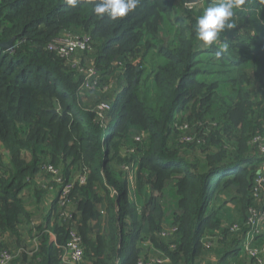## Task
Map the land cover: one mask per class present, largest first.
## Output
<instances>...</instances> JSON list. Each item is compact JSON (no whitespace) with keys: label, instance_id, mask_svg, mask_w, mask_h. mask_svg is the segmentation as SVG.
<instances>
[{"label":"trees","instance_id":"1","mask_svg":"<svg viewBox=\"0 0 264 264\" xmlns=\"http://www.w3.org/2000/svg\"><path fill=\"white\" fill-rule=\"evenodd\" d=\"M216 2L139 0L111 20L93 0H0V42L14 38L0 46V252L59 264L75 230L89 264H139L146 242L162 264H264L246 248L250 208L264 209V0L234 10L220 57L194 30ZM83 35L69 57L48 48ZM44 164L75 181L64 203Z\"/></svg>","mask_w":264,"mask_h":264},{"label":"built area","instance_id":"2","mask_svg":"<svg viewBox=\"0 0 264 264\" xmlns=\"http://www.w3.org/2000/svg\"><path fill=\"white\" fill-rule=\"evenodd\" d=\"M198 1H205V0H196L194 3H188L186 2L187 6L192 8ZM88 35H83L82 37H63V38H57L53 41V43H50L48 48L52 51H56L58 54H60L63 57H69L73 51L79 48H85L86 43L88 44L89 40ZM98 75L96 73V70L94 68H87L85 70L84 79L82 86L83 87H90L93 82L96 81ZM106 105H103L105 107ZM42 170L46 173L50 174L52 176V179L54 181V185L49 186V190H54L56 193L60 195V201L61 203H64L66 200L68 194L70 193L71 189L73 188V182H64L62 175L58 168L53 166L52 164H44L42 166ZM81 182L84 181V177H81ZM260 186H263L264 178L257 180ZM264 193V191H263ZM257 195V194H256ZM264 199V198H263ZM250 230L248 232V239L246 240V248L247 250L255 256L256 254L259 255L261 252L264 254V246L261 248L259 247H252L251 245V238L261 231V227L264 224V209L263 210H256V208L251 207L250 208V216L247 220ZM234 230H237L238 227H233ZM240 228V227H239ZM169 235L168 233H163V236ZM149 245L151 249L154 251L153 254L150 255V257L146 260H143L139 262V264H162L163 262H170L171 258L168 257L165 253L157 250L154 245L151 242H146L145 245ZM63 253L61 256V260L59 264H89L87 262L86 256H85V250L82 242L81 235L75 231L72 230L70 233V239L62 246ZM22 249H19L18 251H9L4 249L0 252V264H11V262L14 259H17V257L22 253ZM261 262V260H259Z\"/></svg>","mask_w":264,"mask_h":264},{"label":"clouds","instance_id":"3","mask_svg":"<svg viewBox=\"0 0 264 264\" xmlns=\"http://www.w3.org/2000/svg\"><path fill=\"white\" fill-rule=\"evenodd\" d=\"M245 2L246 0H217L197 18L194 26L196 38L205 46H216L217 57L228 51V44L221 43L219 35L226 29L234 28V10ZM68 3L75 7L79 5L80 0H68ZM138 3L139 0H93V8L97 16L103 18L107 15L111 20H117L135 11Z\"/></svg>","mask_w":264,"mask_h":264},{"label":"rangeland","instance_id":"4","mask_svg":"<svg viewBox=\"0 0 264 264\" xmlns=\"http://www.w3.org/2000/svg\"><path fill=\"white\" fill-rule=\"evenodd\" d=\"M186 2H187V0H186ZM203 2H205V1H203ZM202 2V3H203ZM201 3V1H198L195 5H197V4H200ZM201 3V4H202ZM200 4V5H201ZM59 38H63V36H61V37H59ZM135 64H137L136 62H134ZM0 154H2V157H3V159H4V161H7V157H6V151L2 148V147H0ZM26 157L27 158H30V155H26ZM52 179L50 178V181H49V184H51L52 183V181H51ZM43 181V180H42ZM114 192H117V191H114ZM148 193L146 194V198L148 197ZM145 200V199H144ZM40 211V212H39ZM39 211H35V213H33V216H34V221L36 222V223H30L29 224V227H31V232H29V227H22L21 228V230H22V236H24L25 237V240H26V242H24L23 244L24 245H27V247L29 246V245H32V243H35V240L34 241H32V238H33V232H34V228L36 227V225H37V223L40 221V219H41V217H42V215H44V213H43V210H39ZM16 236V235H15ZM17 237V236H16ZM16 237H14V238H12V237H10L13 241H15L16 240ZM30 237V238H29ZM19 237H17V239H18ZM10 243H12V241L10 242ZM13 244V243H12ZM15 244V243H14ZM14 246H17L16 244L14 245ZM211 257H212V255H210L209 257H208V259H211ZM212 261V260H211ZM11 264H21L20 262H18L17 263V260L16 259H14L12 262H11Z\"/></svg>","mask_w":264,"mask_h":264},{"label":"water","instance_id":"5","mask_svg":"<svg viewBox=\"0 0 264 264\" xmlns=\"http://www.w3.org/2000/svg\"><path fill=\"white\" fill-rule=\"evenodd\" d=\"M195 1L196 0H187L188 3H194ZM13 42H14V38L6 42H0V46H3L5 48L12 50L14 48Z\"/></svg>","mask_w":264,"mask_h":264},{"label":"crops","instance_id":"6","mask_svg":"<svg viewBox=\"0 0 264 264\" xmlns=\"http://www.w3.org/2000/svg\"><path fill=\"white\" fill-rule=\"evenodd\" d=\"M49 196H51V194H49ZM49 198H51V197H49Z\"/></svg>","mask_w":264,"mask_h":264}]
</instances>
